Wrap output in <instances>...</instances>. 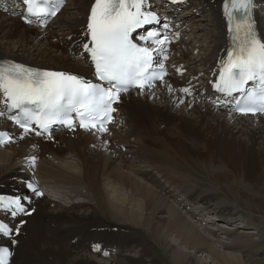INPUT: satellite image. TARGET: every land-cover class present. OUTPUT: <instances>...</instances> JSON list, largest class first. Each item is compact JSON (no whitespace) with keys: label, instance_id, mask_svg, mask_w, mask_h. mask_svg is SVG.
Instances as JSON below:
<instances>
[{"label":"bare ground","instance_id":"6f19581e","mask_svg":"<svg viewBox=\"0 0 264 264\" xmlns=\"http://www.w3.org/2000/svg\"><path fill=\"white\" fill-rule=\"evenodd\" d=\"M68 1L71 15L60 17L64 6L46 27L25 25L15 10L0 8V60L91 74L85 55L78 53L86 39L93 0ZM168 1H154L149 10L173 17L174 6H164ZM201 1L214 19L208 54L197 60L183 44L171 43L170 75L142 93L120 95L118 115L124 125L121 120L116 126L111 123L101 133L58 132L50 142L23 135L0 117V128L15 139L9 150L0 148V197L20 198L32 211L30 216L13 218L1 209L0 222L19 228L16 237L0 235V245L13 252L9 264H159L148 260L156 248L174 264H261L257 258H244L249 255L245 247L259 242L251 236L256 231L224 240L216 236L231 229L210 228L203 221L217 224L222 218H202L214 211L206 200L215 193L200 191L201 180L197 175L194 179L195 174L208 176L220 188H237L241 191L235 195L238 205L264 213V115L240 116L212 103L208 80L219 75L233 41L224 0ZM253 4V30L264 39V0H253ZM187 20H173L174 32L181 35ZM58 27L60 34L55 33ZM183 69L186 72L180 74ZM28 181L53 190L59 200L37 195L26 185ZM191 205L195 208L190 209ZM217 205L215 212L225 208L222 202ZM97 211L104 214L103 222L96 217ZM108 216L144 226L148 240L137 245L142 238L113 230ZM240 227L251 228L250 223Z\"/></svg>","mask_w":264,"mask_h":264},{"label":"snow or ice","instance_id":"6c2138e0","mask_svg":"<svg viewBox=\"0 0 264 264\" xmlns=\"http://www.w3.org/2000/svg\"><path fill=\"white\" fill-rule=\"evenodd\" d=\"M48 3L49 0H24L29 16H54L63 0H52L56 7L51 9L44 6ZM146 3L147 0H94L87 24L89 41L84 44V49L93 62L96 77L103 84H94L63 71H40L18 64L0 65V95L6 98L11 109L17 110L15 123L25 134L33 130L32 124L42 131L57 123L72 128L76 123L73 114L85 130L107 132L104 123L112 121L110 114L116 111L113 104L119 102L121 93L131 88L143 91L146 86L153 87V81L163 80L167 73L162 67L160 71L154 70L162 47L138 46L131 38L137 29L160 22L157 14L146 10ZM250 6L251 0H228L227 15L233 18L235 13H246ZM231 31L233 48L216 87L229 95L247 93L243 105L237 109L241 114H264V39L255 35L247 18L238 21ZM157 35L149 33L145 43L163 46L165 39L157 40ZM250 82L257 87L246 89ZM8 142L11 141L7 136L0 138V143ZM31 162L34 165L35 158ZM32 191L43 195L35 188ZM0 209L9 212L13 218L32 214L20 198L0 197ZM0 235H19V228L13 229L0 222ZM11 255L8 247H0V264H9Z\"/></svg>","mask_w":264,"mask_h":264},{"label":"rangeland","instance_id":"374dc122","mask_svg":"<svg viewBox=\"0 0 264 264\" xmlns=\"http://www.w3.org/2000/svg\"><path fill=\"white\" fill-rule=\"evenodd\" d=\"M70 3L71 2L69 1L67 6L65 7L64 12L60 16L61 18H62V16L68 17L71 15L69 10H72V6L70 5ZM198 3H201V4L200 5L197 4V6L190 4V5H186L185 7H182V8L179 5L177 7V9L175 11H173V15H172L174 20H181L183 18H188V20L185 23V34H184L185 36L182 38L183 43H181V44H183L186 47V49L189 52H191V57H193L197 60L203 58V56L208 54V48H209L208 45L210 44V39H211L210 38L211 29L214 27V25H213L214 19L211 15L212 14L211 11L208 10L209 7L206 6V3L202 2L201 0H198ZM69 8H71V9H69ZM262 16H263L262 18H264V14ZM56 23L59 26L61 25L60 21H56ZM59 28L60 27L55 29L56 30L55 33L60 34L62 32V30H60ZM49 29H50V27H49ZM51 29H54V28H51ZM65 31H66V29H65ZM181 35H180V37H182ZM185 72H186V69H185L184 73ZM187 72H189V71L187 70ZM187 74L190 75V72ZM121 124L124 125V120L122 118H121ZM12 146H14V144H11L10 146H8V148L6 150H9V148ZM126 147H128V146H126ZM4 148H2V149H4ZM124 148L123 147L121 148L122 151L129 149V148L124 149ZM196 175L199 177L198 179L201 180V182H203V183H201L200 181L196 180L201 185L199 188L200 191H209L210 193H215V196L212 195L208 200H206V203L209 205V208L214 210V211L206 213L207 215H205V216L202 215L203 216L202 218H206V217L222 218V219H220V221L215 222L217 224H214V221H206L203 219V221H205L206 225L209 226L210 228H217V227L226 226L229 229H231L232 231H229V232L225 231V234L221 232V233H219V236L218 235L216 236L217 238L220 237V239L224 238V240L226 239V236L230 238L231 236H236L238 234H246L245 232H247L248 230L256 231V233L251 235V236L255 237V238H259V240H258L259 242L257 244L253 243L252 245H248L247 247H245L244 252L249 253V255L244 256V258L245 259L257 258L258 260H261V264H264V213L255 212V210L253 211L252 209L250 210L248 207H246L242 203H241L242 205L240 203H239L240 205H238V203H236V201H235L236 200L235 199L236 192L239 191L237 188H234V187H230V188L225 187V189H224V187L220 188L219 185L216 184L208 176H206V175L204 176V174H195L193 176L194 179L197 178ZM240 192L241 191H239V194H240ZM48 195H50V194H48ZM54 195H55V193L51 194L50 197L53 198V197H55ZM177 198L179 200L181 199L179 196ZM55 200L57 201L59 199L56 198ZM174 200L176 201V199H174ZM221 202H222V205L225 206V208L221 209L220 211L216 210V212H215V209L218 206L217 204L221 203ZM61 203L64 204L63 202H61ZM194 208H195V205L190 206V209H194ZM1 211L2 210H0V212ZM233 212H236V214H231ZM95 215L102 222L104 221V214L101 211H97ZM223 216H225V217L223 218ZM228 216L230 217V219H226ZM206 219H208V218H206ZM108 220H110L109 224H111L110 227H113V230L127 231V232L132 233L133 235L135 234V236L139 237V239L142 238V240L137 242V245L139 243L144 245V243H146V240H148V235L144 231V229H145L144 226H142V227L138 226L137 227V226H134V225H131L128 223L123 224L122 222H118V221L116 222L115 220L109 219V216H108ZM234 220H236V221L232 222ZM96 222H99V221H95V223ZM243 223H250L251 228L240 227L241 224H243ZM239 232H242V233H239ZM173 239L174 238L171 237V238H169V241L171 243H174ZM175 243H176V241H175ZM136 248H137L136 250H139L142 248V246H140V248H138V247H136ZM130 254L132 256H137L136 253H130ZM195 254L198 255V253H195ZM151 259H156L159 264H174L172 261L168 260V257L163 252H160V250H158L157 248L153 249L151 255L148 257V260H151ZM150 263L151 262H148L146 264H150ZM177 264H181V263H177Z\"/></svg>","mask_w":264,"mask_h":264}]
</instances>
